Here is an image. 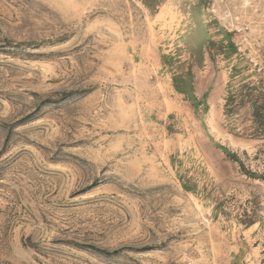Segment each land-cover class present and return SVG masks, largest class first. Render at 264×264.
Instances as JSON below:
<instances>
[{
  "label": "rangeland",
  "instance_id": "obj_1",
  "mask_svg": "<svg viewBox=\"0 0 264 264\" xmlns=\"http://www.w3.org/2000/svg\"><path fill=\"white\" fill-rule=\"evenodd\" d=\"M0 264H264V0H0Z\"/></svg>",
  "mask_w": 264,
  "mask_h": 264
}]
</instances>
